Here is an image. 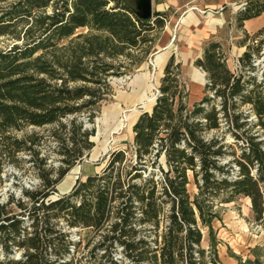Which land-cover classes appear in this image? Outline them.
<instances>
[{
    "label": "trees",
    "instance_id": "16d2710c",
    "mask_svg": "<svg viewBox=\"0 0 264 264\" xmlns=\"http://www.w3.org/2000/svg\"><path fill=\"white\" fill-rule=\"evenodd\" d=\"M262 12L264 0L246 1L235 13L237 26ZM165 16L156 11L139 20L123 0H0V38L18 42L0 49V172L22 153L37 180L33 189L22 188V199L9 194L0 203V264L76 263L80 242L70 241L71 228L87 232L89 258L102 252L110 261L119 247L129 264H218L200 247L199 228L215 202L247 198L253 219L264 220V140L258 139L264 82L241 72L264 32L249 38L232 71L219 43H206L193 61L204 74L203 95L190 106L180 64L170 55L153 105L131 127L129 148L110 151L99 172L52 197L93 147V129L81 118L92 123L110 95L108 78L144 61ZM26 127L38 131L11 135ZM51 156L56 166L47 163ZM189 175L197 190L192 198ZM252 256L239 264H264V246Z\"/></svg>",
    "mask_w": 264,
    "mask_h": 264
},
{
    "label": "rangeland",
    "instance_id": "374dc122",
    "mask_svg": "<svg viewBox=\"0 0 264 264\" xmlns=\"http://www.w3.org/2000/svg\"><path fill=\"white\" fill-rule=\"evenodd\" d=\"M210 1L151 0L152 13L157 11L166 15L162 29L154 32L149 54L140 65L123 71L119 77L108 78L110 95L106 101L97 106L92 123H89L85 117L81 118L86 128L93 129V135L90 137L93 147L79 163L75 164L64 175L56 186V193L52 197L66 194L74 182L82 179L86 174L93 171L99 172L104 166L106 154L110 151L129 148L133 137L131 131L133 123L139 114L149 112L157 96L164 57L167 53H172L175 61L180 64L181 81L187 91L186 104L190 106L202 97L204 75L200 69L193 65V61L184 58V49L188 45L181 40L184 37L181 25L186 14L193 12L200 20L208 17L220 18L219 15L223 14L220 28L216 32L212 31L211 34L218 41L225 55V65L229 71L235 67L236 55L238 53L241 55L250 44L249 38L259 32H264V12L257 19L261 25L252 32L250 31L249 34L242 32L240 26H237L235 13L248 0H230L217 7H209L208 4L212 2ZM86 32L87 29H77L74 36ZM187 36L190 38L189 35ZM12 44H18V42L0 38V49ZM193 45L197 46L198 49V42L193 43ZM241 72L244 76H248V71L245 68H241ZM196 84H200L201 89L199 90L200 93L194 94ZM215 103H219L218 98L215 99ZM240 111L247 115L249 124L256 121L248 105L241 106ZM221 126L223 130L225 128L224 121L221 122ZM32 130L38 131V129L26 127L19 131H11V135L19 139ZM258 139L264 140V134H260ZM224 141L226 143L231 142V136L225 134ZM16 158L15 162L5 163L1 169L0 203L4 202L9 194L14 199H22V188L30 190L37 184L34 175L27 171L30 164L22 162V158L26 159L27 157L20 153ZM159 162L162 164L161 159ZM47 163L53 166L58 164L54 156H51ZM188 180L186 190L192 198L197 190L190 175ZM10 209L14 213L20 211L14 206H11ZM57 226L65 228L63 222H57ZM199 228L202 235L200 247L206 255L214 256L218 264H239L247 259L252 260L253 252L260 255L261 248L264 246V220L255 221L253 219L249 200L244 197H237L232 202L225 204L215 202L210 217ZM69 236L73 244L80 242L75 249L77 250L76 259L78 261L74 264H92L95 260H100L104 264H129L119 247L109 255L110 261L106 257H100L102 252H98L93 258H89L87 257L89 246H84L88 239L87 232L77 229L70 231ZM73 251L74 249H70V253ZM20 254V250H13L11 257L17 259ZM260 261H263L262 258Z\"/></svg>",
    "mask_w": 264,
    "mask_h": 264
},
{
    "label": "crops",
    "instance_id": "0c3cea01",
    "mask_svg": "<svg viewBox=\"0 0 264 264\" xmlns=\"http://www.w3.org/2000/svg\"><path fill=\"white\" fill-rule=\"evenodd\" d=\"M211 1H210L211 3L208 4L209 7H214V6L217 7L218 5L225 4L226 2H228L230 0H211ZM219 16H220V18L219 17H217V18H209L208 17L207 19L203 18L200 20L194 15L193 12L186 14V17L184 18L183 23L181 25L182 26L181 28L184 31L183 32L184 37H182L181 40L186 42L188 45L186 47V49H184L185 50L184 58L186 60L189 59L191 61H194L196 58H199L201 56L202 49L206 43H208L210 41L218 42L216 39L213 38V35L211 34V32L212 31L216 32V30L218 28H220L221 23H222L223 14H220ZM258 18H259V16L256 18L244 21L242 23V29H241L242 32L249 34L250 31L252 32L256 28H258L261 25V23L259 21H257ZM187 35H189L190 38H187L188 37ZM205 38H206V40H204ZM201 40H202V42H200ZM195 41L199 43L198 49H197V46L193 45V43H196ZM188 43H190V44H188ZM170 55H172V53H167L165 55L164 64ZM239 55H240V53H238L236 55V59ZM164 64H163V66H164ZM203 84H204V80H203ZM200 89H201V85L196 84L194 86V94L199 92ZM200 98H198L197 100H199ZM93 173H97V171H93L92 173H89V174H93ZM83 177H85V176H83Z\"/></svg>",
    "mask_w": 264,
    "mask_h": 264
},
{
    "label": "built area",
    "instance_id": "2783aa9c",
    "mask_svg": "<svg viewBox=\"0 0 264 264\" xmlns=\"http://www.w3.org/2000/svg\"><path fill=\"white\" fill-rule=\"evenodd\" d=\"M253 44L257 45L256 46L257 48L251 53L248 75L253 77L257 83H263L264 82V33L260 35L258 38H256L253 41ZM236 66L237 64L235 63L234 69L236 68ZM76 230L77 228H71L69 229V232ZM69 239L71 241L70 236ZM70 249H73V247L70 246Z\"/></svg>",
    "mask_w": 264,
    "mask_h": 264
},
{
    "label": "water",
    "instance_id": "95a60500",
    "mask_svg": "<svg viewBox=\"0 0 264 264\" xmlns=\"http://www.w3.org/2000/svg\"><path fill=\"white\" fill-rule=\"evenodd\" d=\"M139 20H149L152 17L151 0H123ZM85 157V156H84ZM83 157V158H84Z\"/></svg>",
    "mask_w": 264,
    "mask_h": 264
},
{
    "label": "bare ground",
    "instance_id": "6f19581e",
    "mask_svg": "<svg viewBox=\"0 0 264 264\" xmlns=\"http://www.w3.org/2000/svg\"><path fill=\"white\" fill-rule=\"evenodd\" d=\"M74 174V173H73Z\"/></svg>",
    "mask_w": 264,
    "mask_h": 264
}]
</instances>
